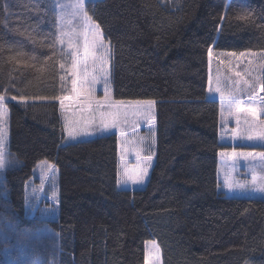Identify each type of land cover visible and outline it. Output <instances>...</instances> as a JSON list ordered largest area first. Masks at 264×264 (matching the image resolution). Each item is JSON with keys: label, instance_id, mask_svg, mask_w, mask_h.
Listing matches in <instances>:
<instances>
[{"label": "trees", "instance_id": "trees-1", "mask_svg": "<svg viewBox=\"0 0 264 264\" xmlns=\"http://www.w3.org/2000/svg\"><path fill=\"white\" fill-rule=\"evenodd\" d=\"M86 7L111 45L113 99L155 103L149 178L141 190L118 188L117 133L63 144L65 58L49 47L58 35L52 0H0V95L15 160L0 186V264H145L148 242L162 264H264V200L219 191V153L229 147L220 102L207 98L209 47L264 52V0ZM44 161L58 178L56 214L45 220L25 203Z\"/></svg>", "mask_w": 264, "mask_h": 264}, {"label": "rangeland", "instance_id": "rangeland-1", "mask_svg": "<svg viewBox=\"0 0 264 264\" xmlns=\"http://www.w3.org/2000/svg\"><path fill=\"white\" fill-rule=\"evenodd\" d=\"M174 1V0H171ZM61 4H70L72 0H59ZM53 8L56 3V0H52ZM87 6V5H86ZM68 16L67 19L72 20L71 17V9H67ZM69 29H76L77 31H81L79 24H71L68 26ZM105 45L109 43L102 36ZM89 40H91V36L89 35ZM74 43L79 51L80 59L83 61L84 59V37L82 35L77 36L74 39ZM60 45V44H59ZM61 50L64 54L65 58V67L62 69V76L64 77V97L71 98L75 95L73 92V85L71 76V51L68 49L67 44L60 45ZM213 50V49H212ZM248 55H245L242 58L237 59L239 57V53L237 57H232L228 55H221L219 52L212 51L211 58L208 55V63H209V87L213 88L212 92H209V96L219 100L220 102V143L229 148L227 150H223L222 152H231L235 147L237 152H264V148H262L264 142L259 141H247L246 139H236L233 140L232 129L237 127L236 117L229 116L230 106L228 104L229 94H232L235 99L241 102V106H251L254 105L257 108L264 107V103L261 102L260 97H263L259 90L261 84V78L264 75V71L261 70V65H264V52H245ZM103 56L102 48H93L90 49V54L87 58V64L85 65L83 62L80 65V71L83 73L85 69L88 73H100L101 69L107 68L109 74L111 72V59L108 61L107 65H104L100 62L101 57ZM251 62V63H250ZM237 73H240L237 76ZM211 80V84H210ZM244 81H248V85L244 84ZM255 84V94L256 100H249V97L253 94V88L250 86ZM216 88H219L221 91H215ZM110 90L112 96V87H111V76H110ZM221 92H223L225 100L221 103ZM95 95L97 98H100L104 95V86H103V78L96 85ZM113 99V96H112ZM114 100V99H113ZM155 104V103H154ZM153 104L152 114L155 116V105ZM60 105V101H59ZM71 105V107H68ZM234 105L232 108L234 109ZM61 108V107H60ZM223 111V119L221 116V112ZM246 114L240 113L239 119L242 127H245L244 120ZM61 118L63 124V133H64V141L63 144H67L69 142H79L81 140H86L90 138H94L99 136H77L75 138L70 137L68 135V130L65 128V123L67 121L72 122V127H80L84 124V122L88 119H96L98 121V114L90 111H82V105L79 102L73 101L72 99H65V109H61ZM250 119V117H249ZM259 119L264 120V116H259ZM8 111L5 106V114H4V128H5V141H6V149L4 162L5 166L3 169H0V186L3 182V176L5 170L12 167L15 163L14 158L9 154L7 150V142H8ZM120 131L125 133L124 137H121ZM117 133L118 135V143H119V168H118V178L122 175L125 168L127 169H137V168H148V175L143 182L133 183L128 180H121L118 183V188L120 190H141L145 187L147 180L149 178L150 169L153 164L154 154H155V138L154 135V121L152 125H149L147 120L141 117H137L129 111V115L127 118V123L122 125V128L118 131L116 128H112L108 130V133ZM144 137L145 143L140 145L138 143V138ZM143 149V150H140ZM139 153V157L137 155ZM219 153V162H218V181H219V191L223 192L228 196H233L237 198H258L264 200V195L261 194H253V192L249 191L247 193H240L239 191L229 192L224 187V182L226 178L231 176L233 179L239 180H247L251 181L253 172L249 171L250 167H255V175L257 177L264 176V168L259 167L260 158L254 157L245 160L244 158H232L230 156H222ZM151 155L153 157L150 164H147L143 157ZM40 163L35 172L33 179L27 185V210L31 217L35 216L38 213L39 219H50L54 217L56 214V210L58 207V201H52L50 199L51 193L53 191L52 187V175L54 172L55 175V191L58 196V178L57 171L48 170L47 174L42 170ZM235 164V167L233 165ZM43 231V230H42ZM42 234V233H40ZM44 234V233H43ZM146 249V263L145 264H162L161 251L155 242H148L145 245ZM158 249V254H157ZM158 255V258H157Z\"/></svg>", "mask_w": 264, "mask_h": 264}, {"label": "snow or ice", "instance_id": "snow-or-ice-1", "mask_svg": "<svg viewBox=\"0 0 264 264\" xmlns=\"http://www.w3.org/2000/svg\"><path fill=\"white\" fill-rule=\"evenodd\" d=\"M88 3H95V0H72L70 4H61L59 0H56L54 5V11L56 14V28H57V37L55 42L49 47H55V44L64 45L67 44L68 49L71 51V76L73 92L75 95L71 98L68 97H57L60 101L61 109H65V99H72L73 101L79 102L82 105V111H90L98 114V121L96 119H88L84 122V124L80 127H72V122L67 121L65 123V128L68 130V135L70 137L77 136H94L99 135L101 138L108 133L109 129L116 128L118 131L122 128V125L127 123V118L129 115V111L137 117L144 118L147 120L149 125L153 124L154 116L152 114V108L154 101L146 100V101H124V100H113L111 96L110 90V74L107 68L101 69L100 73H88L87 70L82 73L80 71V65L83 62L85 65L87 64V58L90 54V49L93 48H102L103 56L101 57L100 62L104 65H107L108 61L112 56L111 45H105L102 39L103 33L101 31V26L97 24L93 18V16L89 15L88 9L86 5ZM71 9V17L72 20H68V12L67 9ZM246 18V14L245 17ZM71 24H79L81 31H77L76 29H69V25ZM82 35L84 37V59L81 61L79 51L74 43V39ZM89 35L91 36V40H89ZM212 47H209V57L212 56ZM221 55H228L232 57H237L235 52L231 53H221ZM248 55V53L241 52L239 53V57L237 59ZM251 63V62H250ZM60 67L63 69L65 67L64 64H61ZM261 70L264 71V65H261ZM240 73H237L239 76ZM101 77L103 78V86H104V95L100 98H97L95 95V89L97 83L100 82ZM61 80H64V77H60ZM264 80V77L261 78ZM211 84V80H210ZM245 85H248V81H244ZM253 88V94L249 97V100H256L255 94V84L250 85ZM213 88L209 87V92H212ZM215 91L220 92L219 88H216ZM260 91L264 92V82L260 84ZM12 100H17V96H12ZM19 99L21 101L24 100L23 96H20ZM225 97L223 92H221V103L223 108ZM262 103H264V97H260ZM5 103L6 97L5 95H0V169H3L5 166L4 156L6 149V141H5V128H4V114H5ZM228 104L230 106L229 116L236 117L237 127L232 129V138L235 141L236 139H246L247 141H259L264 142V120L259 119V116H264V107L257 108L254 105L251 106H241V102L235 99L232 94H229ZM235 106L234 109L232 106ZM68 107H71L69 105ZM246 114L244 125L241 126L239 114ZM221 116L223 119V111L221 112ZM250 117V119H249ZM121 137H124L125 133L120 131ZM154 139V136H153ZM138 143L143 145L145 143V138H138ZM143 150V149H140ZM139 157V153H137ZM222 156H230L232 158H244L248 160L249 158L259 157L260 164L259 167L264 168V152H237L235 147L232 151L222 152L220 153ZM153 157L151 155H147L143 157V160L150 164ZM42 170L47 174L48 170H54L55 165L48 163L47 161L42 162L40 165ZM235 167V164L233 165ZM249 171L253 172L251 181L247 180H239L233 179L231 176L226 178L224 182V187L229 191H239L240 193H247L249 191L253 192V194H261L264 195V176L257 177L255 175V167H250ZM148 175V168H137V169H127L125 168L122 175L118 178V183L121 180L132 181L133 183L143 182ZM52 187L53 191L51 193L50 199L52 201H58V196L55 191V175L53 172L52 175ZM25 203H28L27 194H25ZM158 254V249H157ZM158 258V255H157Z\"/></svg>", "mask_w": 264, "mask_h": 264}, {"label": "crops", "instance_id": "crops-1", "mask_svg": "<svg viewBox=\"0 0 264 264\" xmlns=\"http://www.w3.org/2000/svg\"><path fill=\"white\" fill-rule=\"evenodd\" d=\"M259 92L262 95V91L259 90ZM207 98H212L211 96H209V91H207ZM155 131H156V121H155V116H154V135H155ZM154 142L156 143V138H155V141ZM262 146H263L262 148H264V144ZM118 151H119V143H118ZM154 156H155V154H154ZM153 163H154V160H153ZM152 166H153V164H152ZM152 166H151V169H152ZM151 169H150V171H151Z\"/></svg>", "mask_w": 264, "mask_h": 264}]
</instances>
